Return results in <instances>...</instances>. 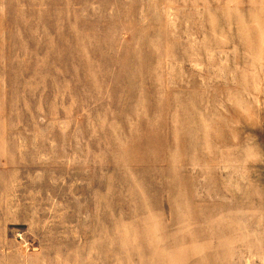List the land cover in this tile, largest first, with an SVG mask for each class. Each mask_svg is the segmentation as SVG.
<instances>
[{"label": "rangeland", "instance_id": "374dc122", "mask_svg": "<svg viewBox=\"0 0 264 264\" xmlns=\"http://www.w3.org/2000/svg\"><path fill=\"white\" fill-rule=\"evenodd\" d=\"M0 264H264V0H0Z\"/></svg>", "mask_w": 264, "mask_h": 264}]
</instances>
